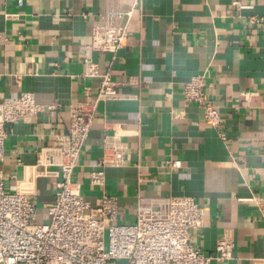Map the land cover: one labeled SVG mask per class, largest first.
I'll return each instance as SVG.
<instances>
[{"label":"crops","instance_id":"0c3cea01","mask_svg":"<svg viewBox=\"0 0 264 264\" xmlns=\"http://www.w3.org/2000/svg\"><path fill=\"white\" fill-rule=\"evenodd\" d=\"M111 10L130 11L127 40L114 59L92 58L124 98L98 105L72 181L92 206L115 197L119 224L134 222L140 199L191 197L204 225L190 232V245L212 255L227 235L231 259L211 264H264V206L251 201L264 199V0H0V103L30 93L57 106L10 127L4 190L28 195L47 219L60 175L39 166L37 153L67 132L69 107L84 88L97 92L98 80L80 76L82 49ZM198 75L219 112L217 129L183 98ZM113 135L126 145L125 165L105 169L103 188H92L103 138Z\"/></svg>","mask_w":264,"mask_h":264},{"label":"built area","instance_id":"2783aa9c","mask_svg":"<svg viewBox=\"0 0 264 264\" xmlns=\"http://www.w3.org/2000/svg\"><path fill=\"white\" fill-rule=\"evenodd\" d=\"M233 6L243 8L239 2ZM129 16L130 11L111 10L95 22L91 44L82 49L80 76L84 81L98 80L97 92L84 88L81 101L69 107L67 132L56 138L53 147L37 153L39 166L55 168L60 175L53 201L44 207L47 222H38L37 209L28 195L6 192L0 181V264H117L119 260L126 264H211L231 259L234 245L227 235L217 240L212 255L190 245V232L204 225V209L191 197L140 199L134 222L119 224L115 197L103 195L98 205L92 206L83 198L80 185L72 181L98 105L124 98L110 71H100L92 54L115 58L127 40ZM203 78L198 75L186 83L183 98L201 108L204 123L217 129L220 115L205 97ZM56 108L36 103L30 93L0 103V162L11 126ZM219 136L225 138L223 133ZM125 150L119 136L103 138L97 169L89 174L90 187L103 188L105 169L124 167ZM166 165L174 168L179 163L167 161ZM251 201L264 206V199Z\"/></svg>","mask_w":264,"mask_h":264},{"label":"rangeland","instance_id":"374dc122","mask_svg":"<svg viewBox=\"0 0 264 264\" xmlns=\"http://www.w3.org/2000/svg\"><path fill=\"white\" fill-rule=\"evenodd\" d=\"M38 222L39 223H46L47 222V219L46 220L39 219ZM117 264H126V262L124 260H119V261H117Z\"/></svg>","mask_w":264,"mask_h":264}]
</instances>
